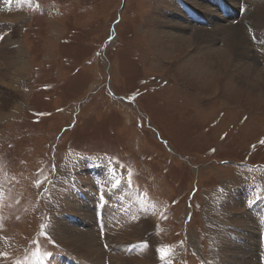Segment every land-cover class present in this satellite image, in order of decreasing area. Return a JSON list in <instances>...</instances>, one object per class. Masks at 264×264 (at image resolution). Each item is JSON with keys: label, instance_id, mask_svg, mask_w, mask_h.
<instances>
[{"label": "rangeland", "instance_id": "1", "mask_svg": "<svg viewBox=\"0 0 264 264\" xmlns=\"http://www.w3.org/2000/svg\"><path fill=\"white\" fill-rule=\"evenodd\" d=\"M187 1L0 0V264H264V79L158 54Z\"/></svg>", "mask_w": 264, "mask_h": 264}, {"label": "bare ground", "instance_id": "2", "mask_svg": "<svg viewBox=\"0 0 264 264\" xmlns=\"http://www.w3.org/2000/svg\"><path fill=\"white\" fill-rule=\"evenodd\" d=\"M189 1L190 0H188L187 2L189 3ZM204 1L205 3L203 4L204 7H202L203 9L202 11L206 12L207 14H203L199 16L193 13L194 14V18H193V16H191L190 14L192 10L189 11L188 16L191 18V20L201 19L203 26H206V27H201L197 31V33L194 34L192 37H189V36L187 37V36H184V34H182L184 31H189L191 28H193L192 26L194 25L190 24L189 23L190 21L188 22L186 17L184 15H181L182 13H180V16H179V12H180L179 9L176 10L177 17H174V20L172 23H168V22L158 23L160 30H161L160 31L161 34L157 32L156 34H154V37L156 38L158 37L157 39L156 38L154 39L155 40L154 48H156L158 54L163 55V54H169V53L170 54L176 53L178 57H181L182 55L185 56V53H188V52L193 53V56H190V59H186L185 63L183 64L184 65L183 69L187 70V72L188 71H191L194 73L201 72L202 77H200V79H202L204 75L205 77H207L206 73L209 72L210 70H213L214 73L217 74L218 72L217 70H215L216 67H220L221 71L222 69H224V71L222 72L226 73V75L227 74L231 75L229 73L231 69H232L233 75H235V73H237L239 70H242V72L243 71L251 72L252 74L256 73V71L261 72V74L256 73L255 75L261 77V79H264V70L258 69L257 61L253 60L255 57L252 59L251 58L249 59L248 57L249 54H248V49H247L248 46L244 38L245 35L244 34H243L244 36L242 35V30H244L243 24H246V25L251 24L255 29L264 27V0H250L249 3L244 2V6H242V10H240L242 3H240L238 7H236V9L234 8L236 10V11L234 10L236 15H240L241 13L240 15L241 19H239V22H241V24L236 27H233L232 23L228 22L233 19L229 18V14H226L225 12L226 10H223L224 7L220 5L221 10L223 11L219 9V4L223 3L224 1H221V0H204ZM235 2L239 3L238 0H234V3ZM195 4L202 6L200 2L199 3L194 2V5ZM229 5H233V4L227 5V8L230 9L231 7H229ZM183 6L187 8L189 7V4L188 6L182 4L181 12L184 10ZM198 9L199 7L197 6L196 10L198 11ZM231 9L233 11V7ZM213 11L214 12L217 11V12L213 13ZM203 16H206V17H203ZM226 18L228 20L224 21V19ZM178 19H181V20H178ZM207 28L211 29L212 32L209 33L208 31L210 30ZM245 29L247 30V28ZM260 31L262 30L260 29ZM224 37H226L225 39L226 47L225 48L217 49L213 47L216 41H219L220 39ZM261 39L264 43V34L262 35ZM261 39H260V42H261ZM187 55H189V53ZM177 61L179 60L177 59ZM222 72L220 73V75H222ZM237 81H239V79ZM79 235L83 236L85 238L84 240L87 241V243L93 242V238H91L90 232L79 233ZM248 239H250L249 236H248ZM247 245H250L252 247H249ZM247 245L246 246L248 248H250L251 250H254L253 240L248 242ZM242 256H243L242 257L243 261H241L240 264H257L255 262L253 254L248 256L247 252L246 253L244 252ZM58 264H67V263L64 261H60Z\"/></svg>", "mask_w": 264, "mask_h": 264}]
</instances>
